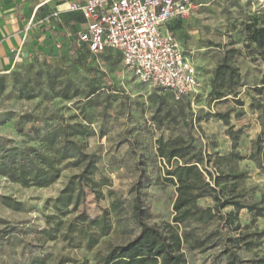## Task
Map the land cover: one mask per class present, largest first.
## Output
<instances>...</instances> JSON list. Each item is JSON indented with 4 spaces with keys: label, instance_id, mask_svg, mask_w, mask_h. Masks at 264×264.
Returning <instances> with one entry per match:
<instances>
[{
    "label": "rangeland",
    "instance_id": "rangeland-1",
    "mask_svg": "<svg viewBox=\"0 0 264 264\" xmlns=\"http://www.w3.org/2000/svg\"><path fill=\"white\" fill-rule=\"evenodd\" d=\"M185 19L169 29L193 61L200 81L192 103L173 101L168 92L139 81L121 53L108 48L90 53L73 44V31L49 50L0 74V158L9 147L36 146L61 125L94 155L96 170L84 195L56 208L54 200L81 167L59 164L58 179L47 186L23 185L0 173V264H96L97 252L138 234L131 187L138 183L145 223L172 225L183 237L187 264H261L264 259V170L249 158L261 130L264 105V47L249 39L264 25V0H194ZM225 60L236 73L215 78ZM214 79H216L214 81ZM66 95V96H61ZM220 114H226L222 118ZM182 136L207 159L222 197L236 212L231 225L218 216L172 221L175 185L159 148ZM197 204L212 207L209 196ZM240 263H231L229 252Z\"/></svg>",
    "mask_w": 264,
    "mask_h": 264
},
{
    "label": "trees",
    "instance_id": "trees-1",
    "mask_svg": "<svg viewBox=\"0 0 264 264\" xmlns=\"http://www.w3.org/2000/svg\"><path fill=\"white\" fill-rule=\"evenodd\" d=\"M249 39L264 47V25L252 29ZM82 48L90 52L87 47ZM235 73L236 69L225 60L214 70L216 79L226 75V80L229 82L232 81ZM263 89L264 85L260 87V90ZM170 98L173 100L171 95ZM261 114V130L249 158L264 170V105L261 106ZM220 116L226 118L227 115L220 114ZM72 127L69 124L61 125L47 133L44 140L50 141L48 151H40L36 146L7 148L0 158V173L23 185L47 186L58 179L61 172L59 164L64 160H70L81 169L69 178L60 195L54 200V205L56 208L66 207L70 203L72 193H75V199L82 197L84 186H91L89 182L96 170V159L80 142L71 138L73 134L66 133ZM159 154L167 159V163L173 158L184 160L182 164H176L171 170L166 171L167 180L175 185L177 192L172 205L174 211L172 221L175 224L190 217L205 222L218 216L231 225L236 218V212L223 214L221 210L227 205H232L235 211L244 207L249 210L254 208L257 215L261 214L262 209L258 206H246L230 197H222L217 189V177L206 168L207 159L202 149L182 136L174 137L166 150L160 147ZM131 191L135 193L133 210L134 217L140 224V230L126 242L111 245L105 252H97L96 264H187L182 251L183 237L180 233L172 225H168L167 229L163 230L145 223L142 219L139 184H134ZM203 196L211 197L214 205L199 206L197 200ZM228 255L231 263H240L235 252L230 251ZM261 264H264V259Z\"/></svg>",
    "mask_w": 264,
    "mask_h": 264
},
{
    "label": "built area",
    "instance_id": "built-area-1",
    "mask_svg": "<svg viewBox=\"0 0 264 264\" xmlns=\"http://www.w3.org/2000/svg\"><path fill=\"white\" fill-rule=\"evenodd\" d=\"M194 0H59L53 16L79 12L85 27L73 44L91 53L117 49L125 67L141 82L192 103L200 81L196 67L169 29L185 19Z\"/></svg>",
    "mask_w": 264,
    "mask_h": 264
},
{
    "label": "crops",
    "instance_id": "crops-1",
    "mask_svg": "<svg viewBox=\"0 0 264 264\" xmlns=\"http://www.w3.org/2000/svg\"><path fill=\"white\" fill-rule=\"evenodd\" d=\"M59 0H0V74L85 27L79 12L52 13Z\"/></svg>",
    "mask_w": 264,
    "mask_h": 264
}]
</instances>
